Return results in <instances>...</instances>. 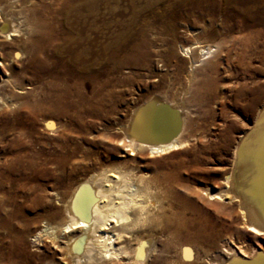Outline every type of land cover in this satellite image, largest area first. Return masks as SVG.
<instances>
[{
  "label": "bare ground",
  "instance_id": "obj_1",
  "mask_svg": "<svg viewBox=\"0 0 264 264\" xmlns=\"http://www.w3.org/2000/svg\"><path fill=\"white\" fill-rule=\"evenodd\" d=\"M110 1L0 0L1 55L5 57L2 50L16 44V61L12 59L10 64L0 60V67L8 70L20 62L19 74L9 73L0 82V152L12 156L6 164H0V169L7 172L6 177L0 173V190L14 184L10 175L16 172L33 185L34 194L64 183L69 190L66 197L58 198L64 192L55 194L61 210L55 206L48 214L53 219L64 214L63 223L52 226L44 222L35 240L47 237L56 243L59 232L65 237L64 248L73 264L125 259L145 264L153 255V232L161 225L172 236L188 231L186 223H171L164 212L173 206L181 213L187 211L182 201H174L162 190L163 184L168 189L176 188L175 174L152 176L125 163L90 169L82 164L85 158L77 160L81 152L77 145L58 144L63 138L58 120H63L62 127L67 129L77 121L93 118L98 110L106 108L110 114L112 110L116 113L113 92H105L110 86L109 76L121 68L147 65L149 56L146 51L142 55L143 49L154 47L158 41L179 42L184 31L178 28L191 16L186 9H214L216 0H126L124 5H118L119 0L111 5ZM231 1L247 10L264 6V0H227ZM189 29L186 25L185 31L193 41L179 46L181 57L189 63L187 84L194 81L198 70L213 65L219 50L204 42L212 33L203 28ZM1 37L13 42L6 43ZM250 48L251 42L245 40L242 50ZM130 79L121 77L117 83L127 84ZM246 92L249 95L250 90H238L237 97ZM257 99L255 94L249 96L243 109L253 111ZM185 109L179 103L153 97L134 109L127 124L118 128L123 135L120 143L131 155L147 153L151 160L187 153ZM41 125L43 131L38 128ZM234 145L232 167L221 191L205 188L200 190L201 195L210 201L228 200L236 206L241 225L255 236H264V104L257 110L253 126ZM166 168L178 174L182 169L175 164ZM88 170L90 175L86 176ZM39 181L42 186L37 185ZM2 225L8 226V220ZM194 228L201 233V227ZM248 252L241 249L245 256ZM235 254L240 257V253ZM179 256L180 263L193 257L186 246ZM227 264H264V251L252 254L248 261L232 257Z\"/></svg>",
  "mask_w": 264,
  "mask_h": 264
},
{
  "label": "rangeland",
  "instance_id": "obj_2",
  "mask_svg": "<svg viewBox=\"0 0 264 264\" xmlns=\"http://www.w3.org/2000/svg\"><path fill=\"white\" fill-rule=\"evenodd\" d=\"M126 3V0H119L117 4ZM110 4L116 5V2L111 0ZM186 10L191 16L185 25L181 24L178 28L179 32L184 31L180 33L182 39L179 42L170 44L158 41L154 47L142 50V55L146 51L149 56L147 65L137 69L121 68L109 76L110 86L106 87L105 92H113L111 100L117 112L112 110L110 114L106 108L98 110L93 118L77 121L67 129L62 127L63 120H58L61 126L59 133L63 135L62 142L58 144L77 145L81 151L77 160L85 158L82 164L91 166L90 169L125 163L127 167L151 173L152 176L167 172L176 175V188L168 189L163 184L162 190L167 196L172 195L174 201H182L187 211L181 213L173 205L167 209L163 203L166 208L164 212L171 223H186L187 234L172 236L165 225H161L159 230L153 232L154 251L145 264H227L232 257L252 260V254L264 251V236L248 232L241 225L236 206L232 207L228 200L210 201L201 195L200 190L211 188L214 192L221 191L223 180L232 167L234 144L253 126L255 114L264 104V6L247 10L233 1L216 0L214 9ZM186 25L190 27L189 30L203 28L212 33L205 37L204 42L219 49L213 65L210 63L203 70H198L191 84H187L189 63L183 60L179 49L180 45L185 46L193 41L185 31ZM1 39L6 43L13 42ZM245 40H249L253 46L246 52L242 50ZM15 49L16 44L4 48L2 54L5 57L0 53V60L11 64ZM170 54L174 56L170 57ZM19 63L15 62L8 70L0 67V82L9 73L13 76L19 74ZM126 76L131 77L127 84L117 83ZM242 88L250 90L249 95L246 92L244 96L237 97L238 90ZM254 94L258 99L256 105L253 104V111L248 112L243 107L247 98ZM153 97L179 103L186 108L184 134L189 143L187 153L151 160L147 158V153L131 155L132 152L120 143L123 135L118 128L127 124L134 109L149 103ZM38 128L43 131V125ZM71 131L72 134L69 133ZM66 134L69 136L66 137ZM88 155L90 160L87 159ZM11 157L0 152V164H6ZM158 163L160 167L156 166ZM172 164L182 167L179 174L173 168H166ZM0 173L7 176L3 168ZM40 174L42 171H37V175ZM89 175L90 170L86 172V176ZM10 178L14 184L0 190V264H73L64 248L65 237L59 232L56 243L47 237L35 240L44 222L52 226L63 223L64 214L55 219L48 214L53 212L55 206L58 208L56 192H64L58 194V198L60 195L66 197L69 193L64 183L54 189L43 188V191L36 192L41 194L38 196L32 192L33 185L27 183L21 174L16 172ZM5 182L7 185L8 180ZM36 183L43 185L41 181ZM58 209L61 210V205ZM11 214L15 216L10 217ZM6 220L8 226L4 227L2 223ZM197 226L202 228L201 233L195 232L194 227ZM197 237H204L205 240L200 241ZM185 246L191 250L193 257L180 263L179 255ZM241 249L249 251L247 257L241 253ZM237 252L240 257L235 254ZM102 264L134 263L125 259Z\"/></svg>",
  "mask_w": 264,
  "mask_h": 264
},
{
  "label": "water",
  "instance_id": "obj_3",
  "mask_svg": "<svg viewBox=\"0 0 264 264\" xmlns=\"http://www.w3.org/2000/svg\"><path fill=\"white\" fill-rule=\"evenodd\" d=\"M178 123V122H177Z\"/></svg>",
  "mask_w": 264,
  "mask_h": 264
}]
</instances>
